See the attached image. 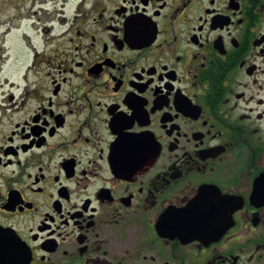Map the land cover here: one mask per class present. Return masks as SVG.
<instances>
[{"label": "flooded vegetation", "instance_id": "obj_1", "mask_svg": "<svg viewBox=\"0 0 264 264\" xmlns=\"http://www.w3.org/2000/svg\"><path fill=\"white\" fill-rule=\"evenodd\" d=\"M0 264H264V0H0Z\"/></svg>", "mask_w": 264, "mask_h": 264}, {"label": "rangeland", "instance_id": "obj_2", "mask_svg": "<svg viewBox=\"0 0 264 264\" xmlns=\"http://www.w3.org/2000/svg\"><path fill=\"white\" fill-rule=\"evenodd\" d=\"M21 5H22V3H20V4H17V6H18V7H20ZM7 9H8V8H6V10H3V11H4V13H7V11H8ZM3 11H2V12H3ZM17 34H18V33H16V35H17Z\"/></svg>", "mask_w": 264, "mask_h": 264}]
</instances>
